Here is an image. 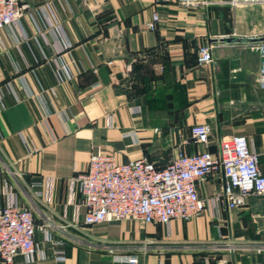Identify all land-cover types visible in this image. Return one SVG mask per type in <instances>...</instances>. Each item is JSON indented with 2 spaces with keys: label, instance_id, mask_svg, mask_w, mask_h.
Here are the masks:
<instances>
[{
  "label": "crops",
  "instance_id": "obj_1",
  "mask_svg": "<svg viewBox=\"0 0 264 264\" xmlns=\"http://www.w3.org/2000/svg\"><path fill=\"white\" fill-rule=\"evenodd\" d=\"M21 1L19 23L0 29V207H30L36 226H54L49 238L37 229L35 254L14 264H128L116 256L132 254L138 264H264V196L228 210L221 172L198 186L201 214L167 224L87 225L75 181L98 152L164 166L179 150L201 151L196 123L211 127V152L224 136H246L264 173V89L248 40L264 34V4L236 7L255 18L238 30L217 3ZM203 44L207 65L197 62Z\"/></svg>",
  "mask_w": 264,
  "mask_h": 264
},
{
  "label": "built area",
  "instance_id": "obj_2",
  "mask_svg": "<svg viewBox=\"0 0 264 264\" xmlns=\"http://www.w3.org/2000/svg\"><path fill=\"white\" fill-rule=\"evenodd\" d=\"M179 5L207 7L213 3L236 8L250 3L264 4V0H177ZM29 4L21 0H0V29L17 25ZM159 21L157 12L146 23L154 30ZM254 36L252 38H260ZM260 57L257 83L264 89V39L250 41ZM197 62H212L211 45L197 47ZM130 69V68H128ZM211 127L196 123L190 127V136L203 146L201 151L186 153L179 150L164 166H157L146 155L125 162L114 155L94 153L90 155L87 169L76 175L85 206L84 223L87 225L139 220L145 224H167L174 218L187 220L198 216L206 201L199 194V184L208 176L221 172L223 183L221 199L228 210L243 205L249 195L264 196V173L259 168L258 155L244 135L220 138L216 152L208 149ZM40 195V193H37ZM46 218L36 226L32 209L6 205L0 207V258L5 264H14L21 255L32 257L36 250L35 232L53 227ZM257 250L264 252V245ZM128 264H138L137 255L116 256Z\"/></svg>",
  "mask_w": 264,
  "mask_h": 264
},
{
  "label": "rangeland",
  "instance_id": "obj_3",
  "mask_svg": "<svg viewBox=\"0 0 264 264\" xmlns=\"http://www.w3.org/2000/svg\"><path fill=\"white\" fill-rule=\"evenodd\" d=\"M224 20L228 22L229 27H232L233 24L231 22L233 21L235 22L236 28L238 30H242L247 25H252V23L255 21V18L248 9L240 11L239 9L233 10L232 8L231 11L226 10L224 12Z\"/></svg>",
  "mask_w": 264,
  "mask_h": 264
},
{
  "label": "water",
  "instance_id": "obj_4",
  "mask_svg": "<svg viewBox=\"0 0 264 264\" xmlns=\"http://www.w3.org/2000/svg\"><path fill=\"white\" fill-rule=\"evenodd\" d=\"M223 40H226V41H231V38H222ZM257 39H264V36L263 37H260V38H248L249 41H252V40H257Z\"/></svg>",
  "mask_w": 264,
  "mask_h": 264
}]
</instances>
